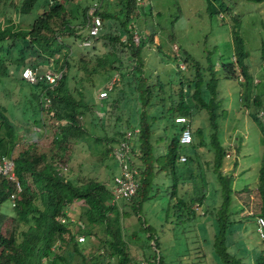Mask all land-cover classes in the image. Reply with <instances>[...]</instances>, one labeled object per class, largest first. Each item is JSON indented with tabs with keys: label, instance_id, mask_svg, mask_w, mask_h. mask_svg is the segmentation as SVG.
I'll return each instance as SVG.
<instances>
[{
	"label": "trees",
	"instance_id": "trees-1",
	"mask_svg": "<svg viewBox=\"0 0 264 264\" xmlns=\"http://www.w3.org/2000/svg\"><path fill=\"white\" fill-rule=\"evenodd\" d=\"M143 1L99 0L94 13L100 17L102 26L96 35L89 37V44L100 41L104 51L93 55L92 64V60L83 58L74 61L85 76H80L72 91L65 71L70 66L71 50L60 37L65 35L79 40L88 37L89 5H81L79 9L77 3L67 6L72 0H0V14L12 7L18 16L15 22L7 14L0 22V76L7 75L14 68L21 81L29 84L34 102L37 100L34 108L37 125H42L40 94L50 97V116L60 121L53 122L52 146L48 152H36L34 141L21 142L15 149L16 126L0 104V156H10L14 164V180L0 177V206L10 201V193L16 190L15 181L20 186L11 204L14 216L2 229L1 224L8 215L0 208V264H70L63 255L68 245L70 251L81 256L82 264H248L241 257L245 247L235 235V224L246 215L254 216L247 212L238 215L241 208L231 203L233 174L221 170L229 145H223L218 138V119L225 117V108L216 89L214 64L207 62L205 70L208 74L205 76L198 60L183 50L184 60H189L193 68L192 77H180L174 85L158 76L144 75L141 50L145 44H151L153 33L144 36L137 30V42L131 39L132 31L136 29L131 20L135 21L140 11L144 15ZM215 1L216 4L206 1L209 14L230 10L232 0ZM71 8L77 16L79 14L78 24L71 22L77 18ZM24 16L31 20L22 25L18 20ZM231 32L235 59L221 62L222 76L237 79L236 67L239 69L244 82L242 86L239 82L238 100L251 106L249 115L264 135L262 120L257 116L259 111L264 113V101L259 94L249 93L252 76L243 62L246 52L237 28H232ZM168 37L173 38L172 34ZM154 45V50L161 52L158 44ZM258 58L262 64L264 43L260 44ZM45 64L61 70V77L55 85L39 76ZM25 65L38 67L34 82L19 75V69ZM111 70L117 71V79L104 86L106 96L99 98L97 106L101 114L95 117L101 130L107 125L110 132L95 135L94 141H104L106 153L122 138L126 128H139L129 140V160L136 169L138 186L132 196L120 199V205L111 201L109 187L104 182L91 176L71 179L66 175L67 165L61 161L69 143L87 134L82 116L88 113L92 117L93 114L95 104L84 99L83 82L90 80L95 73ZM110 89L113 94L108 96ZM199 110L206 114L204 127L200 125ZM174 117L185 120H174ZM175 123L181 124L176 127ZM158 124L163 133L154 136ZM185 126L190 129L191 140L181 144L178 137ZM162 139L165 143L160 150L158 142ZM180 153L185 155L184 160H179ZM206 155H209L208 159ZM187 181L188 188L185 187ZM256 188L260 199L259 215L264 220V150ZM159 192L165 193L166 202L158 229L163 233L162 223L170 221L169 230L179 226L183 232L181 246L177 241L174 244L177 249L173 261L166 259L161 251L162 234L159 235L139 213L141 203L154 199ZM76 198L84 203L79 214L84 225L72 229L70 221L63 222L60 218L66 215L67 205ZM126 200L136 216L138 228L124 234L122 218L129 214L124 209ZM193 204L201 205L202 211H197ZM202 216L204 222L196 223V217ZM207 220L211 235L206 232ZM256 225L255 221V229ZM185 232L194 234L186 235ZM79 234L86 236V242L77 240ZM141 235L151 252L140 260L129 252V247L130 241L138 240ZM251 264H264V249L256 252Z\"/></svg>",
	"mask_w": 264,
	"mask_h": 264
},
{
	"label": "rangeland",
	"instance_id": "rangeland-1",
	"mask_svg": "<svg viewBox=\"0 0 264 264\" xmlns=\"http://www.w3.org/2000/svg\"><path fill=\"white\" fill-rule=\"evenodd\" d=\"M72 1L68 2L67 6L70 7L77 3L79 9L81 5H91L93 1L99 3V0ZM137 1L141 2L142 0ZM206 1L208 0H145L142 2L144 15L140 11L136 14L138 15L136 20L131 21L136 27L134 31L139 30L144 36L153 33L151 44H145L141 50L144 75L148 77L158 76L160 80L174 85L180 77L187 79L192 77L193 68L188 62L189 60H184L183 55L185 52L183 50L198 60L205 76L208 74V70H205L207 62L208 64H214L217 76L216 89L218 96L221 98L222 106L225 108V117L218 119V138L223 145H229L222 161L221 170L224 173L230 171L233 174L231 203L241 208L238 215L247 212L254 216L246 215L242 221L235 224V235L238 237V241L244 242L245 247L241 257L243 256L244 260L251 264L256 252L260 248L264 249V239L259 238L255 229V217L260 216V199L256 182L258 167L264 150V135L258 123L249 115L251 106H246L238 100L239 82H241V86L244 82L239 69L235 65L237 75H234L237 76L238 81L233 77H223L221 62L235 59L236 52L231 29L236 27L242 39V48L246 52L243 62L252 76L249 93L259 94L264 101V66L259 63L258 58L260 44L264 43V1L232 0L230 10H220L218 13L211 14L206 10ZM209 1L216 4L215 0ZM8 10V12L5 10V13L1 12L0 22L7 14L10 15L13 21H17L18 16L15 10L12 7ZM71 11L73 15L77 16L73 8H71ZM77 19H79V14L71 22L78 24ZM30 20L29 16H24L21 19L19 18L18 23L25 25ZM169 34H172L173 38L170 39ZM60 38L70 46L71 58L68 61L70 66L65 71L68 74V85L74 91L75 82L77 83L80 76H85L83 70L78 68L74 61L76 62L79 58L92 60L93 55L104 51V48L101 46L100 41L94 43L91 41L89 45H84L81 40L72 39L69 36L64 35ZM131 39L134 43L138 40L137 37H134V39L131 37ZM84 42L86 43L87 40ZM154 44H158L161 52L154 50ZM173 56H175V60ZM116 72V70H111L108 73H95L90 76V80L84 81L82 84L81 89L84 99L94 102L95 105L92 117L88 113L82 116L83 126L86 128L87 134L82 138L72 140L61 158V161L67 165L66 175L71 179L91 176L104 182L109 187L112 175L117 172V164L109 155V151L104 152L107 146L105 142L94 141L95 135L110 132L107 125H103L101 130L97 123L98 120L95 118L101 114L100 109L97 108L99 98H96V93L102 90L105 85L117 79ZM21 82L25 81H21L18 77V71L14 68L9 70L7 75L0 76V104L5 107L7 115L16 126L15 149L20 146L21 142L34 141L35 151L45 152L52 146L50 141L55 127L53 122L58 123L60 121H55L52 117L47 116L44 110L40 109L39 117L42 125H37L34 122V108L37 100L34 102L29 84ZM112 92V89H110L109 94L107 92L108 96L112 95ZM73 93L75 94V92ZM122 111V116L125 118V111ZM197 113L201 114V117H199L200 125L202 127L206 126L205 112L199 110ZM257 116L262 120L264 126V113L257 112ZM179 124L181 123H175L176 127ZM162 133V126L158 124L154 130V136ZM163 143H165L163 139L158 142V149L162 150ZM235 145H237L236 148ZM131 158L135 162L133 154ZM206 158L208 159L209 155H206ZM178 166H181V164ZM187 183L189 182H185V187L188 188L189 184ZM157 195L154 199L143 201L139 213L147 223L155 227L159 235L162 234L160 237L161 251L165 254L166 259L173 261L177 249L174 244L177 241L181 246V242L184 240L183 232L180 231L179 226H173L169 230L170 221L162 223L163 233L159 230V219L164 215L162 207L165 205L166 195L165 193L161 194V192ZM116 203L120 205L121 200L116 201ZM83 204L82 199L76 198L65 209L72 229L81 228L84 225L83 219H79ZM11 206L10 201H6L0 206L8 215L7 220L5 219L1 224V229L14 216ZM192 206L197 211H202L201 205L193 204ZM124 209L129 213L122 218L123 233L126 234L133 229H137L138 222L135 214H132L128 200L125 201ZM195 221L196 223L204 222V218L203 216L196 217ZM208 224L209 221L207 220L205 222L206 232L211 235V227ZM194 232L197 231L194 230ZM194 232H185V234L191 235ZM92 240L96 239L92 238ZM142 240L143 236L141 235L138 240L130 241L129 247V252L140 260L142 256L151 252V249L147 248ZM80 242H86V236ZM70 250L71 247L68 245L63 251V255L69 260L70 264H82L81 256Z\"/></svg>",
	"mask_w": 264,
	"mask_h": 264
},
{
	"label": "built area",
	"instance_id": "built-area-1",
	"mask_svg": "<svg viewBox=\"0 0 264 264\" xmlns=\"http://www.w3.org/2000/svg\"><path fill=\"white\" fill-rule=\"evenodd\" d=\"M98 2L93 1L91 5L88 7V22H87V31L88 34L95 35L98 30L101 27V19L100 17L94 13V10L98 6ZM131 37L134 39V37L138 38L137 31H132ZM87 40V39H86ZM84 40V41H86ZM83 41L84 44L85 43ZM135 41V40H134ZM264 66V63H262ZM22 75L29 79L33 80L34 75L33 71L30 68H23ZM45 78L49 80L50 82H54L56 78L60 76V72H52L50 70H46L44 72ZM98 97H104L106 96L105 90H100L97 93ZM261 113V112H259ZM174 120L178 121H184L185 119L183 117H175ZM139 131L138 126H133L126 128L124 130L122 138L118 139L115 143H113L109 149V155L112 157V159L117 164V172L114 173L111 177V182L109 185V191L111 193V201L115 202L120 199H127L130 196H132L135 193V190L138 186V180H137V172L136 169L132 166L130 163V139L137 134ZM179 143L185 144L191 140V133L188 126H185L179 133L178 137ZM185 155L180 154L179 160H184ZM0 177H4L7 179L14 180V164L13 159L8 155H2L0 156ZM16 190L15 192L10 193L9 200L10 203L13 204L15 201V198L17 197L20 186L18 181H15ZM61 221L64 220V218L60 219ZM256 230L258 232V235L264 239V220L261 216H258L256 218ZM78 241H82L84 239V235H78L76 236Z\"/></svg>",
	"mask_w": 264,
	"mask_h": 264
},
{
	"label": "clouds",
	"instance_id": "clouds-1",
	"mask_svg": "<svg viewBox=\"0 0 264 264\" xmlns=\"http://www.w3.org/2000/svg\"><path fill=\"white\" fill-rule=\"evenodd\" d=\"M51 1V0H50ZM137 1V0H136ZM88 12V11H87ZM102 23V22H101ZM102 26V25H101ZM87 29V28H86ZM99 31V30H98ZM97 34V33H96ZM95 34V35H96ZM87 35H88V37H86V38H83L82 40H81V43H83V41L84 40H88V43L87 44H84V45H88L89 44V41H90V39H89V37L90 36H93V35H91V34H88V31H87ZM23 68H30L32 71H33V75H34V79L33 80H29V79H27V78H25L23 75H22V70H23ZM37 69H38V67H32V66H28V65H25V66H23V67H21L20 69H19V75L24 79V80H26V81H28V82H34L35 80H36V78H37ZM50 70V71H52V72H60V76L58 77V78H56V80L54 81V82H50L49 80H47V78H45V75H44V72L46 71V70ZM37 75V76H36ZM114 76H115V74H113ZM39 76L42 78V79H44V81H46L48 84H50V85H55L57 82H58V80H59V78L61 77V70L60 69H54V68H52L50 65H44V67H43V69H42V71H41V73L39 74ZM111 84V83H110ZM109 84H107L106 86H108ZM102 90H105L104 89V87L102 88ZM106 91V90H105ZM99 92V91H98ZM97 92V93H98ZM97 93H96V98L98 97L97 96ZM98 98H102V97H98ZM39 102H40V104H41V106H42V110H44V112H45V114L47 115V116H49V117H51L52 116V110L50 109V97L49 96H47V95H43V94H40V97H39ZM259 112H261V111H259ZM261 114V113H260ZM51 115V116H50ZM175 118V117H174ZM185 119V118H184ZM40 128V127H39ZM38 128V129H39ZM66 211V210H65ZM61 218H64V220H63V222H66V221H69L70 219H69V217H68V214L66 213V215L64 216H62ZM60 218V219H61ZM61 221V220H60Z\"/></svg>",
	"mask_w": 264,
	"mask_h": 264
},
{
	"label": "crops",
	"instance_id": "crops-1",
	"mask_svg": "<svg viewBox=\"0 0 264 264\" xmlns=\"http://www.w3.org/2000/svg\"><path fill=\"white\" fill-rule=\"evenodd\" d=\"M180 154H183V153H180Z\"/></svg>",
	"mask_w": 264,
	"mask_h": 264
}]
</instances>
